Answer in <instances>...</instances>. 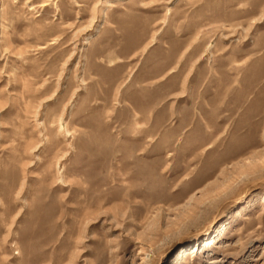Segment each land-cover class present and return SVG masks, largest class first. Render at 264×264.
Listing matches in <instances>:
<instances>
[{
	"label": "rangeland",
	"instance_id": "374dc122",
	"mask_svg": "<svg viewBox=\"0 0 264 264\" xmlns=\"http://www.w3.org/2000/svg\"><path fill=\"white\" fill-rule=\"evenodd\" d=\"M0 264H264V0H0Z\"/></svg>",
	"mask_w": 264,
	"mask_h": 264
},
{
	"label": "bare ground",
	"instance_id": "6f19581e",
	"mask_svg": "<svg viewBox=\"0 0 264 264\" xmlns=\"http://www.w3.org/2000/svg\"><path fill=\"white\" fill-rule=\"evenodd\" d=\"M44 4H45V3H44ZM44 4H42V5H44ZM225 232H226V228H224L223 230H221L217 236H220V237H221V236H223V235L225 234ZM214 243H216V240L208 241V242L205 243L204 248H205V249H209V248H211V247L214 245ZM192 249H193V248H192ZM194 250H195V251H199V250H200V246H198V247L195 246V247H194ZM195 251H193L192 253H194ZM187 254H189V253H188V250L185 249V250L182 252L181 258H185V256H186Z\"/></svg>",
	"mask_w": 264,
	"mask_h": 264
}]
</instances>
